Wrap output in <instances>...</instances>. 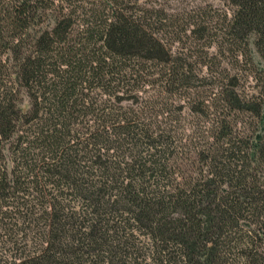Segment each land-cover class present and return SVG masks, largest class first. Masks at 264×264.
Here are the masks:
<instances>
[{
	"label": "trees",
	"instance_id": "trees-1",
	"mask_svg": "<svg viewBox=\"0 0 264 264\" xmlns=\"http://www.w3.org/2000/svg\"><path fill=\"white\" fill-rule=\"evenodd\" d=\"M161 1L0 0V264H264V0L200 80Z\"/></svg>",
	"mask_w": 264,
	"mask_h": 264
},
{
	"label": "rangeland",
	"instance_id": "rangeland-1",
	"mask_svg": "<svg viewBox=\"0 0 264 264\" xmlns=\"http://www.w3.org/2000/svg\"><path fill=\"white\" fill-rule=\"evenodd\" d=\"M160 5L170 20L168 30L170 31L172 55L190 65L191 76H196L200 80L207 77L210 70L216 72L222 68L232 69L229 65L231 53L220 48L224 22L230 19L234 11L229 0H164L160 2ZM193 25L207 29L204 38L191 34ZM203 85L205 83H195L199 92ZM164 91L160 88L153 89L145 86L144 90L137 94L145 100L143 102L147 100L169 101L170 122L178 119L180 120L179 130L186 128L188 131V125L195 123L196 120L189 111V102L185 92L170 88L169 95ZM130 104V102H122L121 105L129 106ZM188 169L187 166L183 167L184 171Z\"/></svg>",
	"mask_w": 264,
	"mask_h": 264
}]
</instances>
